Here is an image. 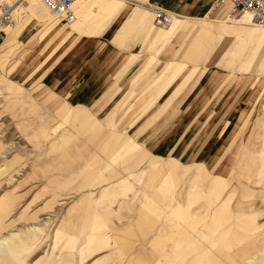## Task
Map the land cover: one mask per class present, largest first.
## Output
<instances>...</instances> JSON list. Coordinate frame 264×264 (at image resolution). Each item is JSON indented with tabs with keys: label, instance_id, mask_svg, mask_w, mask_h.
<instances>
[{
	"label": "rangeland",
	"instance_id": "rangeland-1",
	"mask_svg": "<svg viewBox=\"0 0 264 264\" xmlns=\"http://www.w3.org/2000/svg\"><path fill=\"white\" fill-rule=\"evenodd\" d=\"M128 1L134 0L113 3ZM3 3L12 4L6 21L26 24L14 50L0 58V264H50L53 257L61 264L70 253L68 239L80 227L86 248L72 253L73 264H195L198 253L204 264L247 259L245 264H264V46L254 57V45L247 63L234 57L227 64L225 53L234 39L215 35L196 60L184 58L185 69L190 64L196 69L174 98L182 118L171 121L170 130L157 129V139L148 143L144 129L147 135L171 111L145 128L135 127L149 120L177 78L149 109L143 111L145 104L135 99L164 61L181 62V54L162 51L160 60L148 61L152 51L135 42L136 28L119 43L108 42L104 30L117 8L101 17L102 28L90 31L57 20L49 10L45 17L31 0H0V9ZM180 19L199 27L212 23ZM54 21L57 28H47ZM35 23L44 32L47 28L41 41L36 35L43 29ZM227 24L243 26L235 20ZM155 28L153 43L169 38L158 39L168 29ZM178 43L172 47L178 50ZM67 51L71 54L64 58L72 61L107 63L102 96L96 106L84 105V119L60 102L76 104L71 92L81 80L55 87V61ZM141 66L147 72L131 85ZM106 186L107 197L97 201ZM216 194L229 200L219 214ZM172 211L180 215L169 225L164 215ZM99 239L109 244L97 248ZM154 240L163 245L156 251L150 248ZM196 242H202V251ZM100 256L103 260L94 262Z\"/></svg>",
	"mask_w": 264,
	"mask_h": 264
},
{
	"label": "crops",
	"instance_id": "crops-1",
	"mask_svg": "<svg viewBox=\"0 0 264 264\" xmlns=\"http://www.w3.org/2000/svg\"><path fill=\"white\" fill-rule=\"evenodd\" d=\"M24 1L25 0H22V2ZM83 2H84L83 8L82 9L79 8L77 10L76 7L77 6L80 7L81 5L80 3ZM4 4L7 3H3L2 5ZM153 5H159L162 8L166 9L168 12H170L172 15H175L172 23L170 24V26H168L170 28L160 27L161 29H163V31L167 29L168 30L165 32V36H160L158 37V39L164 40L166 39V37L169 36V38L163 41L162 43H153L154 36L159 33V30L155 28V26L157 25L155 24L154 21L155 15L151 7ZM11 6L12 4H10V7ZM25 6L27 5L23 6L22 4V7ZM32 6L35 11L40 9L45 17L49 15L47 14L48 10L41 4L40 6H36L32 4ZM116 8L118 10L112 16V18H114L113 19L114 21L108 25V28L106 30H104L105 34L107 32L106 36L108 37L107 39L108 42L111 41L114 43H119L125 38L127 33L132 28H136L135 42H139L142 51H148V50L152 51V53L149 56L145 57L148 61H150L151 59H154V61L160 60V56L158 57V53L160 54L162 51L163 52L161 53V55L166 51L169 52L171 51L172 53H176L177 55L181 54L180 58H182L181 62H175L171 60L164 61L159 67V69L155 72V74L141 89L140 94L135 99V102L137 103L140 102L145 104V107H143V111L147 110L151 107L153 102L163 93V91L168 87V85L172 83L174 79L177 78L175 85L169 90V92L165 96H163L161 102L158 103L157 107L153 110V112H150V114L148 115L149 120L146 122L143 121L141 124H138L135 127V129L145 128L149 123V121L151 122L153 118H156V116L161 114V112L167 110L171 111L165 116H162L161 119H159V121L155 125L149 127L147 131L148 132L147 135L145 134L146 130L144 129L145 132H143V136L144 137L148 136L149 138L148 143L155 142L159 132L163 133L166 131V129L170 130L173 125L171 121L177 124V122L181 120L182 110H175L177 105L175 103V100H177V98L175 100L174 98L177 97L179 93L182 92V90L185 88L184 86L186 85L188 78L192 75V73L196 69L195 64H190L185 69L184 68L185 63H187L186 61L189 60L190 61L196 60L201 54V51L205 47L207 41L212 36L217 35L223 37V39L225 38L234 39L232 44L230 45L229 53L227 54L225 53L226 55L225 57H227L225 59V63L227 64L231 60V58L234 57L237 60L241 59L243 60V62L247 63V60L250 58L253 52L254 45H255V51L253 54L254 57L258 49L261 46H264V30L261 32L258 30H253V28L255 27L252 28L244 25L237 27L234 25L227 24L228 23L226 20V17L228 15L227 11L219 6L217 7L213 6L211 0H134V1H128L127 4H125L124 2L121 6L118 4H114L113 0H78L75 4L77 21L73 24V26L75 29H77L78 27L79 29L85 28L90 31H94L96 28H102L105 22H102L101 17L104 15V12L109 10L113 11ZM218 8L220 9L218 10ZM11 13L12 11L10 10L9 19ZM181 17L195 19V20L206 19V20H210L212 23L204 24L199 27V25L196 22L191 21V24H189L186 21H182L183 19H180ZM10 22L7 25L8 27L4 28L0 26V32H2V37L0 41V54H1L0 58L3 59L8 53H11L14 50L16 43L18 41L17 36L19 35L22 28L26 24V22L21 23L20 20L17 21L15 24H12ZM1 23L2 22H0V24ZM35 24L39 26L40 29H43L42 31L40 30V33L38 35H36L37 41H41L39 37L40 36L42 37V35L46 32L47 28L53 29L57 26L56 21L51 22L50 25L47 26L44 32V27L42 26L41 23H35ZM215 31H224L226 33H230V35L233 36L224 37L221 33ZM32 39L33 37L30 38V40ZM26 40L27 37L23 39V41ZM173 41L174 42L179 41L178 50L172 47ZM86 46L87 45H85V49L90 48V47L86 48ZM93 49L94 48H92V50ZM84 53L85 51L82 52L81 54ZM56 54H58V52L55 53V55ZM69 54L71 53L67 51L62 55L61 58L55 61V87L60 85L61 86L65 85L67 87L70 86V83L72 84L73 81L81 80V82L74 89V91L71 92L72 100L76 104H71L66 100H60V102L63 105L68 106L67 110L71 114L74 112L79 113L77 116H82L84 119L87 116V113L85 112L86 109L85 106L86 105L96 106L100 95L102 96V90L106 86L104 84V78L108 72V70L106 69L107 63L104 62L103 60L98 61L96 58H89V59L85 58V59H77V60L75 59L74 61H72L71 59L64 58L65 55H69ZM98 54L99 53H95L93 51L87 52V55L89 56L98 55ZM184 58L186 59V61L184 60ZM183 69L185 70L183 71ZM50 70H52V68ZM136 71H137L136 76L130 79L131 85L133 84V82L138 80L147 72V66H141ZM56 74H58V76H56ZM214 74L216 73H213V71L210 72L209 78L212 79L214 77ZM49 94L53 95L54 93L49 92ZM62 104L60 105L59 110L61 109ZM91 110L97 111L103 109L95 108ZM132 118L130 120H132ZM89 119L92 122H97L96 119L92 116H90ZM133 121L134 120H132L130 123H133ZM92 126L100 127V123L99 124L94 123ZM157 129H161V130L157 132ZM173 130H175V128ZM183 134L184 133L181 132V134H179V137L183 136ZM141 136H142V132L138 134L139 138ZM140 141L141 139H139V142ZM199 167L200 166H198L197 168ZM109 190L111 189L110 187L108 188V186H106L105 189H102L97 196V201H101L105 199L107 197V193L109 192ZM215 197L220 199L219 201L221 202L220 204L221 206L217 205L214 207V208L218 207L214 213L219 214L222 212L224 206L227 205L226 202H229V200L224 201L223 197H225V195L221 197L222 199L218 197V194H216ZM245 206L250 207L252 206V204L247 203L245 204ZM200 209H201V213L204 214L205 210L203 208ZM137 213H138V217L141 218L140 215L141 212L138 211ZM177 215L180 214L175 213V211H172L171 213L164 215L166 219L165 222L170 225L172 219ZM152 222H157V221L154 219ZM166 228L167 227H164L163 231H166ZM79 231H80L79 234L71 235L70 239H68V245L66 246V248H68L70 253L69 256L61 262V264H73L72 263L73 254L78 252V250L82 251L84 248H86L85 246L86 243L84 241L86 237L83 234L85 228L80 227ZM198 239L200 238H197V240ZM98 241H99V245L97 246V248L109 244V241L103 243L102 239H99ZM160 245H161L160 240H154L150 248L156 251L157 247L161 248L163 246ZM196 246L200 248V251H202V246H203L202 242L201 243L196 242ZM164 247L167 248V243L164 244ZM108 257L110 256H107L105 259H108ZM101 260H103L102 256L95 258L94 262L97 263L100 262ZM196 260L197 261L195 264H204L203 260L199 259V253L197 255ZM50 264H56V257H53ZM165 264H169V261L166 262Z\"/></svg>",
	"mask_w": 264,
	"mask_h": 264
},
{
	"label": "built area",
	"instance_id": "built-area-1",
	"mask_svg": "<svg viewBox=\"0 0 264 264\" xmlns=\"http://www.w3.org/2000/svg\"><path fill=\"white\" fill-rule=\"evenodd\" d=\"M43 1L47 4L51 12L60 17L61 20L66 22L72 20L73 14L70 10L72 0ZM211 2L213 6H219L226 10L231 18H238L242 13L248 11L256 23L264 25V0H211ZM155 11V24L164 26L168 21L167 14L164 12L165 10L157 8Z\"/></svg>",
	"mask_w": 264,
	"mask_h": 264
},
{
	"label": "bare ground",
	"instance_id": "bare-ground-1",
	"mask_svg": "<svg viewBox=\"0 0 264 264\" xmlns=\"http://www.w3.org/2000/svg\"><path fill=\"white\" fill-rule=\"evenodd\" d=\"M78 0H72V2H71V4H70V10L72 11V14H73V18H72V20L71 21H69V22H66V21H63V22H65L66 24H72V23H75V20H76V18H77V13H76V10H75V4H76V2H77ZM31 2H36V3H39V4H41L42 6H44L47 10H49L50 11V13L53 15V17H55L57 20H61V18L60 17H58L57 15H54L52 12H51V10L47 7V4L43 1V0H31ZM101 2V1H100ZM86 3V2H85ZM81 5H80V7H76L77 8V10L79 9V8H83V4H84V2L83 3H80ZM152 7V11H153V13H154V15H155V17H156V11H155V9H157V8H160V9H163V10H165L164 12L167 14V17H168V21H167V23L164 25V26H159V27H163V28H166V27H168V26H170V24L172 23V21H173V19H174V16H172V15H170V12H168L166 9H164V8H162L161 6H159V5H153V6H151ZM113 8V7H112ZM107 10V9H106ZM80 11V10H79ZM97 12V11H96ZM105 13V12H104ZM81 14V13H80ZM79 14V15H80ZM9 15H10V5H7V4H4V5H2V7H1V9H0V22H2V23H9V21L7 20L6 21V19L7 18H9ZM226 19H227V22L229 21V20H235V22H241V23H243V25H245V26H248V27H255V28H258V29H261V30H264V25H262V24H258V23H256L254 20H253V18H252V16H251V14L248 12V11H245L244 13H242V15L241 16H239L238 18H231V17H229V15H227V17H226ZM229 19V20H228ZM10 20V19H9ZM90 20V19H89ZM88 20V21H89ZM92 20V19H91ZM77 21V20H76ZM87 21V22H88ZM90 23V22H89ZM1 26V25H0ZM158 26V25H157ZM86 27V26H85ZM2 206H4V204L2 205ZM19 243V242H18ZM254 255H256L255 253H253V256ZM250 259H247V260H242V262H243V264H245L247 261H249Z\"/></svg>",
	"mask_w": 264,
	"mask_h": 264
}]
</instances>
